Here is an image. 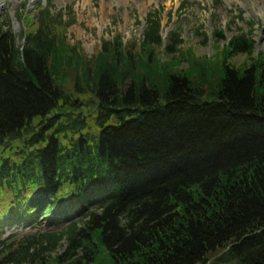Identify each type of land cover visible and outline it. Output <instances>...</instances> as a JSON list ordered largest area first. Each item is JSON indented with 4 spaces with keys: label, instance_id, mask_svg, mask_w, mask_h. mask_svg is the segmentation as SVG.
<instances>
[{
    "label": "trees",
    "instance_id": "1",
    "mask_svg": "<svg viewBox=\"0 0 264 264\" xmlns=\"http://www.w3.org/2000/svg\"><path fill=\"white\" fill-rule=\"evenodd\" d=\"M147 26L137 51L116 35L93 64L51 26L21 50L0 35V188L12 193L10 216L33 219L32 193L47 192L40 180L23 182L27 167L99 171L93 187L111 194L36 246L2 242L0 264H264V54L252 57L243 33L223 60L183 65L160 20ZM239 54L249 61H231ZM31 132L47 144L24 167L14 159ZM11 160L20 180L8 183ZM62 239L63 253L46 254Z\"/></svg>",
    "mask_w": 264,
    "mask_h": 264
},
{
    "label": "rangeland",
    "instance_id": "2",
    "mask_svg": "<svg viewBox=\"0 0 264 264\" xmlns=\"http://www.w3.org/2000/svg\"><path fill=\"white\" fill-rule=\"evenodd\" d=\"M42 2L43 0L33 1L31 9L38 8ZM180 2L181 0H53V4L57 7L66 3L71 4L73 8L70 10L78 18L77 22L70 24L65 32L66 49L69 50V46H72L76 53L86 56L92 64L100 55L99 52L103 49L102 44L116 35L120 36L124 42L136 41L133 49L137 51L143 30L147 28L145 19L152 12L155 13L154 19L161 18L160 32L163 44L176 43L177 46L174 48H178L179 59L183 65H186L185 62L190 58L199 64L203 60L206 62V59L223 60L229 40L244 34L252 37V57L264 53V0H227V3L221 1L222 4L212 5L208 3V0H199V3L197 0H188L183 7L179 6ZM11 4L13 3L8 5V11L12 13L13 5ZM20 5L17 7L19 8ZM3 12L5 14L4 9ZM12 26L16 32L23 30L20 21L13 23ZM215 32H222L224 37L215 35ZM19 39L20 37L18 41ZM150 48L154 49V53L160 51L156 45ZM159 56L162 60L167 58L162 52ZM247 57V55L239 54L231 61L237 64L245 63L249 61ZM110 69L113 67L110 66ZM67 75L68 78H72L73 71H67ZM90 77H97V74L91 73ZM198 81L194 79V83ZM62 83L67 88L74 87L71 79L70 82L65 79ZM89 109L94 113V108ZM87 122H89V131H94V124H96L94 117H89ZM21 228H23L22 225L14 227L23 236L32 234L36 230H57L54 226L51 229L27 226H24V229ZM7 231L9 232V229ZM64 249L65 241L61 240L56 249L48 250L46 254L58 255Z\"/></svg>",
    "mask_w": 264,
    "mask_h": 264
},
{
    "label": "bare ground",
    "instance_id": "3",
    "mask_svg": "<svg viewBox=\"0 0 264 264\" xmlns=\"http://www.w3.org/2000/svg\"><path fill=\"white\" fill-rule=\"evenodd\" d=\"M107 168L111 169V168H110V165H109V166H107ZM109 172H111V170H109Z\"/></svg>",
    "mask_w": 264,
    "mask_h": 264
}]
</instances>
